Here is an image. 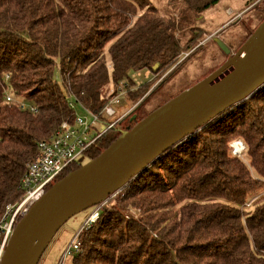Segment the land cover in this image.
<instances>
[{
	"label": "trees",
	"instance_id": "trees-1",
	"mask_svg": "<svg viewBox=\"0 0 264 264\" xmlns=\"http://www.w3.org/2000/svg\"><path fill=\"white\" fill-rule=\"evenodd\" d=\"M173 1L179 22L172 15L164 23L151 0H0V220L23 196L38 144L74 120L71 96L99 113L112 83L132 85L129 72L177 62L196 39L184 45L176 31L222 0ZM148 90L138 87L133 99ZM7 91L38 112L6 103ZM247 101L161 155L123 188V198L108 199L99 218L77 233L79 250L69 264H264V94ZM149 114L125 118L85 156L97 158ZM236 139L246 145V160L232 154Z\"/></svg>",
	"mask_w": 264,
	"mask_h": 264
},
{
	"label": "water",
	"instance_id": "water-1",
	"mask_svg": "<svg viewBox=\"0 0 264 264\" xmlns=\"http://www.w3.org/2000/svg\"><path fill=\"white\" fill-rule=\"evenodd\" d=\"M229 55L228 47L215 39ZM264 87V23L239 51L55 183L16 224L1 264H39L58 231L98 207L161 155ZM133 119H136L134 116Z\"/></svg>",
	"mask_w": 264,
	"mask_h": 264
},
{
	"label": "rangeland",
	"instance_id": "rangeland-1",
	"mask_svg": "<svg viewBox=\"0 0 264 264\" xmlns=\"http://www.w3.org/2000/svg\"><path fill=\"white\" fill-rule=\"evenodd\" d=\"M151 2L157 8L158 14L163 18L164 23L172 15L177 17V21L180 19L179 3H175L173 0H151ZM144 13V10H142L130 17V24H134ZM262 23H264V0H222L216 7L203 13L193 22H185V28L176 31L177 37L182 38V44L184 45H188L189 39L193 38V41L196 39L195 44L191 43L194 45H191L189 50L186 49L187 46H183V52L178 57V63L155 67L156 72L148 69L129 72V78L135 85L129 86L126 100L115 107L116 110L119 109L117 115L109 121H115L122 114H128L127 117H130L133 113H151L157 106H162L166 101H170L183 91L199 83L236 54ZM215 39L221 40L231 53L229 55L225 54ZM110 46L111 43L106 46L103 53H107ZM56 77L62 86L58 70L56 71ZM127 81L129 80L125 79L121 84L126 85ZM145 84L148 85L149 89L146 95L138 100L133 99L131 92ZM262 94H264V87L256 92L254 97L258 99ZM104 95L108 97V92L106 91ZM69 101L78 117L83 118L88 123L92 121V118L79 103L73 99H69ZM247 103L249 102L246 100L244 104ZM239 107L243 109L245 105ZM239 107L224 115L213 126L238 113ZM240 142H242L244 150H242V154L240 153L241 155L236 154L235 156L246 160L244 152L247 149L242 139H236L230 143L231 151L233 154L234 149H237L236 145ZM239 147L241 146L239 145ZM89 161L87 156L84 155L79 163L81 162V165H84ZM124 195L125 193L120 192L110 197L107 204L118 198H123ZM104 205L106 204L100 206L103 207ZM249 206L250 203L247 204L246 209ZM96 213V207H92L71 218L55 235L39 264H69V257L63 259L66 248L71 244L79 230L86 227L88 223H92V215ZM127 214L136 216L138 211L131 210ZM4 220L5 216L0 220V223Z\"/></svg>",
	"mask_w": 264,
	"mask_h": 264
},
{
	"label": "built area",
	"instance_id": "built-area-1",
	"mask_svg": "<svg viewBox=\"0 0 264 264\" xmlns=\"http://www.w3.org/2000/svg\"><path fill=\"white\" fill-rule=\"evenodd\" d=\"M8 78L6 76L7 80ZM129 86L128 81L126 85L121 84V82L118 84L112 83L107 91L108 97H105L107 103L99 113H94L80 104L92 118L90 123L78 117L74 107L70 103L75 116L74 120L72 122H63L50 139L41 141L38 144V153L27 164L26 173L21 182L23 196L17 204L10 205L6 208L5 220L0 223V264L13 230L21 218L29 212L31 207L55 183L64 177L71 166L81 164V162L79 163L81 157L85 155L101 136L127 117L128 114H122L115 121H109L117 115L119 109L116 110L115 107L126 100ZM70 99L78 103L74 96H71ZM5 102L8 104H17L21 110H28L34 114L38 112L37 106L28 103L27 100L15 99L10 91H7L5 94ZM240 146L241 150L234 149V155L242 154V150H244L242 142H240ZM122 190L112 196L117 195ZM100 208L101 206L96 207L97 213L92 215V223L99 218ZM88 225L90 223L86 226ZM77 236L78 234L66 248L63 259L79 250Z\"/></svg>",
	"mask_w": 264,
	"mask_h": 264
},
{
	"label": "bare ground",
	"instance_id": "bare-ground-1",
	"mask_svg": "<svg viewBox=\"0 0 264 264\" xmlns=\"http://www.w3.org/2000/svg\"><path fill=\"white\" fill-rule=\"evenodd\" d=\"M236 145V144H235ZM239 143L236 145V147H237V150H241V147H239Z\"/></svg>",
	"mask_w": 264,
	"mask_h": 264
},
{
	"label": "crops",
	"instance_id": "crops-1",
	"mask_svg": "<svg viewBox=\"0 0 264 264\" xmlns=\"http://www.w3.org/2000/svg\"><path fill=\"white\" fill-rule=\"evenodd\" d=\"M110 67V66H109ZM109 89V88H108ZM108 91V90H107Z\"/></svg>",
	"mask_w": 264,
	"mask_h": 264
},
{
	"label": "flooded vegetation",
	"instance_id": "flooded-vegetation-1",
	"mask_svg": "<svg viewBox=\"0 0 264 264\" xmlns=\"http://www.w3.org/2000/svg\"><path fill=\"white\" fill-rule=\"evenodd\" d=\"M136 117V116H135ZM127 130V129H126Z\"/></svg>",
	"mask_w": 264,
	"mask_h": 264
}]
</instances>
